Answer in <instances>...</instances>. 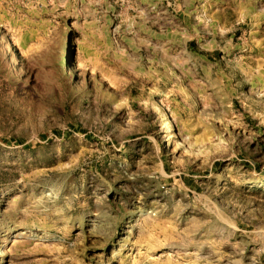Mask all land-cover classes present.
I'll list each match as a JSON object with an SVG mask.
<instances>
[{
    "label": "rangeland",
    "instance_id": "1",
    "mask_svg": "<svg viewBox=\"0 0 264 264\" xmlns=\"http://www.w3.org/2000/svg\"><path fill=\"white\" fill-rule=\"evenodd\" d=\"M0 264H264V0H0Z\"/></svg>",
    "mask_w": 264,
    "mask_h": 264
}]
</instances>
